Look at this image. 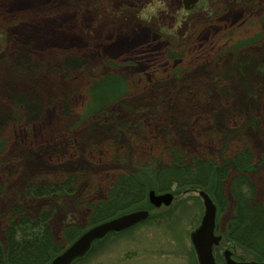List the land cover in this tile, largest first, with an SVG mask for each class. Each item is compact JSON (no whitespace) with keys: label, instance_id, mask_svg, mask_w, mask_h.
I'll list each match as a JSON object with an SVG mask.
<instances>
[{"label":"rangeland","instance_id":"rangeland-1","mask_svg":"<svg viewBox=\"0 0 264 264\" xmlns=\"http://www.w3.org/2000/svg\"><path fill=\"white\" fill-rule=\"evenodd\" d=\"M263 18L264 0H202L189 11L184 10L182 0H0V122H6L0 125V140L6 141L5 155H18V164L22 165L0 198V213L19 202L20 190L28 177L54 170L56 164H64L68 171L86 170L99 185L92 200H107L111 183L120 172H129L134 165L130 157L121 162L104 161L102 156L106 153L102 148L105 149L107 142L114 144L113 139L107 140L116 132L114 123L130 116L136 104L153 105L158 93L164 96L163 114L151 123L152 110H149L144 118L150 130L148 138L154 143L151 131L158 135V122L177 124L187 113L198 111L199 108L190 110L191 105L183 96L179 97H183L181 102L174 101L180 92L192 95L199 92L201 96L207 90L205 87H215L217 91H227L223 97L219 96L226 106L224 113L234 108L244 109L248 122L255 126L256 118H260L257 120L260 129L246 130L251 150L259 159L264 155V131H261L264 108L260 111L254 97L245 100L237 91H242L239 78L244 73L260 74V79L250 87L255 88L254 96L264 86V69L257 65L264 63ZM258 35L261 38L257 41ZM249 40L256 42L245 45L241 51L235 49ZM246 63L247 67L237 66ZM218 76L226 77L231 83L227 87L214 85L213 80ZM256 81L261 83L260 87ZM117 86L121 89L110 98L105 118L100 122L87 116L93 96L106 95ZM18 100H22V123L11 119L20 109L14 107ZM137 114L132 119L142 115ZM224 116L216 114L215 121L226 133ZM205 121H209L205 116H189L182 127L183 134L180 133L185 136L180 138L186 139L184 148L191 151L204 147L211 151V147H217L215 137L204 140L200 138V129L196 133L195 128ZM172 130L174 137L178 135L174 127ZM234 134L231 131V136ZM90 144L93 148L88 151ZM138 146L137 143L139 150ZM150 149L147 155L152 154ZM139 151L144 152L143 148ZM136 153L139 152L132 155ZM212 156L221 159L218 152ZM12 166L9 163L3 169L0 167V183L6 178L4 174L13 173ZM249 176L252 181L263 183L264 163ZM235 183L234 179H228L221 184L225 199L221 202L222 210L217 208L216 234L222 237L215 249L218 264L224 262L223 252L231 246L237 256L255 261L250 252L228 239L236 215V200L231 193ZM258 184L261 188L255 186L258 200L255 202L264 201V187ZM150 191L146 202L133 210H148L147 221L95 242L100 244L92 246L74 264H199L191 233L200 226L205 212L199 192L208 191L178 189L176 185L165 192L153 190L159 195L173 194L174 201L168 207L152 209L148 208L152 206L148 198ZM241 191L247 194L244 188ZM27 204L36 212L44 203L28 200ZM70 204L58 207L55 212L51 223L55 230L61 231L71 222L86 225L91 211L76 212Z\"/></svg>","mask_w":264,"mask_h":264},{"label":"trees","instance_id":"trees-1","mask_svg":"<svg viewBox=\"0 0 264 264\" xmlns=\"http://www.w3.org/2000/svg\"><path fill=\"white\" fill-rule=\"evenodd\" d=\"M262 24L264 25V18ZM258 36L255 39L257 41L261 38L260 35ZM255 42L254 40L241 42L235 49L241 51L245 45ZM246 64L237 66L247 67L248 64ZM257 65L264 69V63ZM257 65H254V67ZM259 75V72H252L250 75L241 74L239 85L242 86V91H237V93H242L245 100L249 97H254V101L260 106L261 110H259L263 111L264 86L260 87L261 83L256 81L257 87L261 88L260 94L258 93L259 95L256 94L254 96L255 88L252 90L255 80L260 79ZM177 80H179V77ZM108 82L104 83L109 85ZM213 82L214 85L219 87H227L228 83H231L223 76L214 78ZM222 83L226 86H221ZM205 88L207 90L206 92L203 91L204 93L201 96H199V92L194 95L191 92L188 94L180 92L175 97V102H181L180 100L184 97L187 99L185 102L191 105L189 109H199L198 111H193V113H187L184 119L177 124L170 123L167 125L168 121H165L166 124L165 122H158V135L155 136L153 129L151 131L156 143L148 138L150 130L146 128L144 118L149 110H152L151 123L159 119L160 114H163L165 105L161 104L164 98L162 93H160L161 96L159 93L155 94L156 97L152 100L154 101L153 105L150 102L136 104L137 107L132 110L131 114H128L130 116L118 123H114L116 132L107 138V140L113 139L114 144L106 143L105 149L102 148V152L106 154L102 157L104 161L112 162H121L125 158L128 160L130 157L134 166L133 169H129V172H120L115 181L111 183L110 191L107 194L109 195L108 197L103 193L102 196L107 197V200H92L94 193L99 189V185L82 168L77 169V171H68L64 169V164L58 166L56 164L54 170L50 169L49 172L41 171L33 177L30 176L31 178L28 177L29 180L23 190H20L22 198L18 200L19 202L17 201L18 203L4 210L3 214L0 213V264H48L67 245L73 243L88 227L139 209L146 202L148 190L165 192L169 191L174 185L178 189H205L212 194L209 193L220 211L223 207L221 202L225 199L221 184L228 179H234L237 182L234 185L235 187L231 189V193L236 200V215L233 225L230 226L228 239L250 252L255 261L264 263V201L255 202V199L257 200L256 187L259 186H256L258 182L252 181L249 176L252 171H259L260 163H264V155L259 159L256 157L246 136V130L252 132L256 127H260L258 125L259 122H257L260 118H256L257 126H255L248 122L247 113L244 112V109L238 110V108H234L226 111L225 114L224 108L226 106L222 104L224 101L219 96L222 95L223 97L227 91H217L218 88L215 87ZM120 89L118 86L117 88H112L106 92V95L97 93V98L92 93L94 101L88 108L89 115L87 116H93L101 122V119L105 118L104 115L108 110L107 106L110 104V98L116 95ZM180 96L183 97L179 98ZM198 97L204 99L199 100L197 99ZM18 101L20 102H15L14 107L20 108V111H17L19 118L14 115L11 116V119L17 123H22L24 121L20 116L22 100ZM199 102L200 104H198ZM206 104L208 106L207 109ZM137 113L142 114L141 117L132 119L138 115ZM218 113L225 115L223 120L225 119V127L228 130L226 133L216 124L215 116ZM261 113L264 114V111ZM192 114L200 117L205 116V119H209L208 122H202L200 127L196 125L195 130L197 133V129H200L201 139L207 140L208 137H215L217 139L216 148L211 147V151L210 149L206 150L204 147L193 148L190 151L183 147L186 139H181L180 137L185 136H181L180 133L183 134L182 127L187 124L188 118ZM263 118L261 117V119ZM5 123L0 122V125H5ZM208 125L210 127L205 129ZM172 126L178 134L175 137ZM263 129L261 128V131H264ZM231 131L235 132L232 136ZM121 136H124V138L121 139ZM195 141L197 140L195 139ZM137 143L139 150L143 148L144 152H140L136 148ZM147 144L149 146H146ZM92 146L91 144L88 145L87 150L90 151L89 149L93 148ZM144 149H147V151ZM149 149L152 151L151 155H147L150 153ZM229 150L230 153H228ZM5 151L6 141L0 140L1 169L9 163L10 165L14 164L12 166L14 169L11 170L13 173L4 174L6 178L0 183V198L7 191L12 179L16 176L15 174L22 169L21 162L18 164L17 161L19 160L18 155H5ZM134 152L139 153L133 156L132 153ZM216 152H218V158L220 157L222 161L216 160L212 156ZM258 185L264 187V182ZM241 188H244L247 194H244ZM98 193L100 192L98 191ZM248 196L250 197L248 198ZM262 196L264 197V193ZM28 200L44 203L43 208L32 212L28 208ZM68 204L76 212L87 209L91 211V214L87 217L86 225L82 226L76 222H71L63 227L61 231L55 230L53 224H51L52 219H54L53 216L58 207L65 208ZM148 208L152 209V206ZM246 221H250V224H247ZM99 244L96 243L93 247Z\"/></svg>","mask_w":264,"mask_h":264},{"label":"water","instance_id":"water-1","mask_svg":"<svg viewBox=\"0 0 264 264\" xmlns=\"http://www.w3.org/2000/svg\"><path fill=\"white\" fill-rule=\"evenodd\" d=\"M199 1L185 0L186 8L189 9ZM199 195L203 199L205 212L200 226L191 233L192 245L199 264H218L215 248L220 245L222 237L216 235L217 206L207 192L200 191ZM148 198L149 203L154 208L168 207L174 201L173 194L166 193L159 195L153 190L150 191ZM149 217L150 212L148 210H137L95 225L81 234L48 264H74L89 253L95 242L104 239L111 233L128 231L147 221ZM234 249L231 246L223 252L224 262L222 264H264L258 261H246L242 257L237 256L234 253Z\"/></svg>","mask_w":264,"mask_h":264},{"label":"flooded vegetation","instance_id":"flooded-vegetation-1","mask_svg":"<svg viewBox=\"0 0 264 264\" xmlns=\"http://www.w3.org/2000/svg\"><path fill=\"white\" fill-rule=\"evenodd\" d=\"M202 0H200L196 5L190 7L189 9L186 8V5H185V0H182V4H183V8L184 10L186 11H189V10H193Z\"/></svg>","mask_w":264,"mask_h":264}]
</instances>
